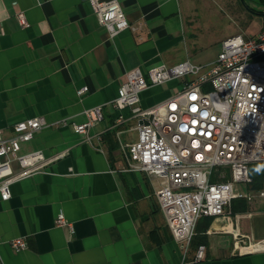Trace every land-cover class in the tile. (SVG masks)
Returning <instances> with one entry per match:
<instances>
[{
  "label": "crops",
  "instance_id": "0c3cea01",
  "mask_svg": "<svg viewBox=\"0 0 264 264\" xmlns=\"http://www.w3.org/2000/svg\"><path fill=\"white\" fill-rule=\"evenodd\" d=\"M118 2L133 28L110 38L89 0H0V132L10 137L13 124L30 117L54 123L20 145L19 154L40 150L50 160L13 182L7 200L0 198V264H181L199 244L205 245L201 264H264V248L236 249L237 240L245 246L264 241V197H235L222 215L200 217L189 247L180 246L160 209L155 177L129 168L127 145L138 137L139 120L129 108L112 105L133 67L192 62L226 37L254 36L264 26L251 33L244 23L264 19L255 12L264 5ZM19 11L27 27L20 25ZM223 20L232 28L217 36L214 26ZM182 83L170 80L142 92V106L164 100ZM97 105L102 119L85 133L75 132L71 123L84 121L85 110ZM12 167L20 170L16 161ZM241 185L259 189L249 182L236 190ZM58 213L72 230L55 224ZM18 237L27 242L19 251L10 246Z\"/></svg>",
  "mask_w": 264,
  "mask_h": 264
},
{
  "label": "built area",
  "instance_id": "2783aa9c",
  "mask_svg": "<svg viewBox=\"0 0 264 264\" xmlns=\"http://www.w3.org/2000/svg\"><path fill=\"white\" fill-rule=\"evenodd\" d=\"M89 2L110 38L131 27L118 0ZM17 18L22 27L29 25L23 11ZM178 79H183L181 88L154 105L142 106V92ZM86 91L85 85L78 89L80 95ZM112 105L129 108L139 120L138 137L127 145L129 168L155 177L160 209L184 250L200 217L222 215L235 197L249 201L264 197V187L254 193L236 190V185L251 181L249 164L264 162L256 156V148L264 147V29L252 37L238 33L224 38L217 56L206 65L187 59L173 65L157 62L146 69L133 67ZM85 115L84 121L71 123L75 132L85 133L101 120L102 107L88 108ZM51 124L36 116L16 121L10 137L0 132L2 200L11 196L13 182L39 171L50 160L40 150L18 151L22 142ZM13 161L19 171H14ZM55 224L73 229L62 213L56 215ZM239 241L237 250L264 248V241H250L246 246L238 245ZM10 246L19 251L27 242L18 237ZM204 257L205 245L199 244L192 258L181 264H201Z\"/></svg>",
  "mask_w": 264,
  "mask_h": 264
},
{
  "label": "rangeland",
  "instance_id": "374dc122",
  "mask_svg": "<svg viewBox=\"0 0 264 264\" xmlns=\"http://www.w3.org/2000/svg\"><path fill=\"white\" fill-rule=\"evenodd\" d=\"M237 19L239 20V17L237 16ZM245 28L248 31H251V33H253L257 28L264 26V19L259 18V17H254L253 19L250 21H246V23H244ZM232 28V24L231 22H225V20H223L220 23V26H214L215 32L214 34H216L217 36H219L221 34V32L223 30H228ZM247 35L243 34V37H246ZM221 43H213L211 44L209 47H205L203 48V50H201L196 56L193 58L192 63L195 65H206L207 63L211 62L212 60L215 59L216 55L218 54V49L220 47ZM166 87V86H165ZM175 90V89H174ZM172 91V90H171ZM173 92V91H172ZM131 134H135L134 132H132ZM240 188L242 189L241 191H247L248 188L245 187V185H241ZM251 193H254L253 191H250Z\"/></svg>",
  "mask_w": 264,
  "mask_h": 264
},
{
  "label": "trees",
  "instance_id": "16d2710c",
  "mask_svg": "<svg viewBox=\"0 0 264 264\" xmlns=\"http://www.w3.org/2000/svg\"><path fill=\"white\" fill-rule=\"evenodd\" d=\"M264 5V0H259ZM261 15H264V10L255 11ZM249 175L251 177L250 187L260 188L264 186V162H253L249 164ZM234 199H232L233 201Z\"/></svg>",
  "mask_w": 264,
  "mask_h": 264
},
{
  "label": "bare ground",
  "instance_id": "6f19581e",
  "mask_svg": "<svg viewBox=\"0 0 264 264\" xmlns=\"http://www.w3.org/2000/svg\"><path fill=\"white\" fill-rule=\"evenodd\" d=\"M256 156L258 157V159H264V147L256 148Z\"/></svg>",
  "mask_w": 264,
  "mask_h": 264
},
{
  "label": "water",
  "instance_id": "95a60500",
  "mask_svg": "<svg viewBox=\"0 0 264 264\" xmlns=\"http://www.w3.org/2000/svg\"><path fill=\"white\" fill-rule=\"evenodd\" d=\"M141 122V121H140Z\"/></svg>",
  "mask_w": 264,
  "mask_h": 264
}]
</instances>
